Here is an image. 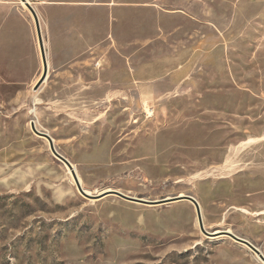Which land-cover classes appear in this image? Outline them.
I'll return each mask as SVG.
<instances>
[{"label":"rangeland","instance_id":"1","mask_svg":"<svg viewBox=\"0 0 264 264\" xmlns=\"http://www.w3.org/2000/svg\"><path fill=\"white\" fill-rule=\"evenodd\" d=\"M28 1L38 87L0 0V264H263L189 202L84 198L30 122L90 194L189 195L264 256V0Z\"/></svg>","mask_w":264,"mask_h":264},{"label":"water","instance_id":"2","mask_svg":"<svg viewBox=\"0 0 264 264\" xmlns=\"http://www.w3.org/2000/svg\"><path fill=\"white\" fill-rule=\"evenodd\" d=\"M19 1L24 3V5L32 12L34 20H35V27H36V31H37L39 50H40V55H41V59H42L43 66H44L43 74H42L41 78L39 79V81H38V83L36 85L38 87L44 81L46 73H47V64H46L44 46H43V42H42V38H41V34H40V29H39V24H38V20H37L35 12L33 11V9L31 8V6L29 5V3L26 0H19ZM30 128H31V130H32V132L34 134H36L39 137L44 138L45 140H47L48 148H49V151L52 154L53 158L56 159L58 162H60L70 172V174H71V176L73 178V181L75 183L77 191L84 198L100 200V199H103L104 197H106L108 195H116L117 197H119V198H121V199H123L125 201L134 202V203H144L146 205H151V206L170 204V203H173V202H176V201H187V202H190V203H192L194 205L195 212H196V219H197L198 227H199V230L201 231V233L204 236H206L207 238H214L215 235H212L213 233H210V232H208V231H206L204 229L199 205L197 204L196 200L193 197L189 196V195H183L181 197L180 196H175V197L164 199V200H161V201H153L152 202V201H143V200L138 199V198L130 197L128 195H124V194H122V193H120L118 191H115V190L110 191L108 193H103L101 195H88V194H86L85 191L82 189L79 181H78L77 175H76V173H75V171H74V169L72 167V164L65 157H63L61 154H59L57 152L51 137L47 133L40 132V131L36 130L33 121L30 122ZM223 234H225L224 236L230 238L232 241L243 245L245 248H247L253 254L257 255L259 257V259L261 260V262L264 264V256L249 241H247L245 239H242V238L236 236L233 233H223Z\"/></svg>","mask_w":264,"mask_h":264},{"label":"bare ground","instance_id":"3","mask_svg":"<svg viewBox=\"0 0 264 264\" xmlns=\"http://www.w3.org/2000/svg\"><path fill=\"white\" fill-rule=\"evenodd\" d=\"M28 3H29V1L28 0H26ZM30 4V3H29ZM20 5H22V6H25L24 5V3H22V2H20ZM47 68H48V64H47ZM45 81H46V78H45V80H44V82L43 83H45ZM34 125H35V123H34ZM35 128H36V126H35ZM36 130H38L37 128H36ZM46 143L48 144V142H47V140H46ZM73 167V169H74V171H75V173H76V169H75V167L74 166H72ZM68 171V170H67ZM68 173L70 174V172L68 171ZM76 175H77V173H76ZM72 177V176H71ZM77 178H78V176H77ZM73 179V178H72ZM78 181H79V183H80V185H81V182H80V180H79V178H78ZM74 183V182H73ZM74 185H75V183H74ZM81 187H82V185H81ZM82 189L85 191V193L86 194H88V195H93V193L92 194H90L89 192H87L83 187H82ZM110 191H113V190H105V191H103V192H100V193H96L95 195H101V194H103V193H108V192H110ZM180 197L181 196H183L182 194H180L179 195ZM168 199V198H167ZM176 202H180V201H176ZM196 202H197V204L199 205V208H200V204H199V202L196 200ZM173 203H175V202H173ZM190 203V202H189ZM192 204V203H191ZM193 205V204H192ZM193 207H194V205H193ZM195 209V208H194ZM201 212V211H200ZM263 213L261 212L259 215H262ZM202 218V217H201ZM197 220V219H196ZM198 224V223H197ZM204 227V226H203ZM210 233H213V232H210ZM223 233H230L229 231H218V230H216V231H214V233L212 234V235H215L214 236V238L215 237H217V236H220V235H225V234H223ZM261 253V252H260ZM262 254V253H261ZM255 255V254H254ZM255 257L258 259V260H260L259 259V257L257 256V255H255ZM261 261V260H260Z\"/></svg>","mask_w":264,"mask_h":264},{"label":"crops","instance_id":"4","mask_svg":"<svg viewBox=\"0 0 264 264\" xmlns=\"http://www.w3.org/2000/svg\"><path fill=\"white\" fill-rule=\"evenodd\" d=\"M31 113H34V109L30 110ZM52 139V138H51ZM46 141V140H45ZM73 166V165H72ZM181 202H187V201H181ZM180 203V202H179Z\"/></svg>","mask_w":264,"mask_h":264}]
</instances>
